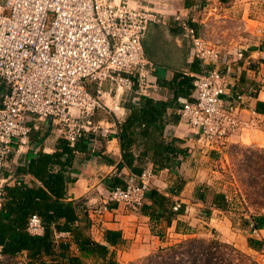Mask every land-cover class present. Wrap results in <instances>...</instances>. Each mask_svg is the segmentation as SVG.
<instances>
[{"label": "crops", "instance_id": "0c3cea01", "mask_svg": "<svg viewBox=\"0 0 264 264\" xmlns=\"http://www.w3.org/2000/svg\"><path fill=\"white\" fill-rule=\"evenodd\" d=\"M129 3L154 10L161 16L160 22L150 25L143 40L146 56L156 70L151 88L141 97L158 103L155 109L158 114L155 122L136 127L132 153L136 162L140 159L145 169L154 171L152 189L168 199L164 208L149 199L145 204L156 214L176 205L182 206L183 212L176 214L170 223L163 215L152 219L148 213L131 212L117 204H110L109 210L101 215L94 213L107 200L115 179L128 178L133 173L121 164L123 156L116 133L119 124L130 114L128 106L140 107V100L133 93L105 84L104 89L110 92L104 99L106 108L94 116L99 130L88 136V152L79 154L70 170L69 175L76 181L69 184L65 200L83 203L93 222L90 234L97 242L104 241L106 231L121 233L122 242L111 248L117 264H132L147 258L160 249L196 236L206 226L219 231L223 240L234 241L238 233L231 229L236 215L231 196L223 190L231 207L221 210L212 205L211 198L200 199L197 189L202 185L211 190L217 188L214 182L217 166L227 159L232 146L264 145V115L254 111L256 103L264 101V0H134L133 3L129 0ZM178 16L189 20L199 35L221 49L220 69L227 85L225 99L238 106L240 119L248 124L229 136L221 149L199 143L198 135L178 113L185 99L177 94L172 81L177 73L195 77L200 68L181 22L176 19ZM1 85L0 103L3 82ZM34 132L44 137L43 144L33 147L30 141L14 148L3 169L4 175L11 179L10 185L23 181L17 169L39 150L46 153L57 150L61 136L53 124L39 121ZM24 181H31V177L25 176ZM263 231L259 230L257 235ZM239 236L241 247L254 251ZM71 249L77 253L74 245ZM86 263L105 262L94 259Z\"/></svg>", "mask_w": 264, "mask_h": 264}, {"label": "built area", "instance_id": "2783aa9c", "mask_svg": "<svg viewBox=\"0 0 264 264\" xmlns=\"http://www.w3.org/2000/svg\"><path fill=\"white\" fill-rule=\"evenodd\" d=\"M176 19L200 65L192 100H184L178 113L199 143L221 149L248 124L240 119L238 106L225 99L221 49L199 35L189 20ZM160 20L158 12L132 6L129 0H0V202L9 184L3 173L7 160L16 146L30 142L39 121L51 120L74 145L98 132L94 116L106 108L104 99L110 94L105 84L133 93L138 101L147 93L156 67L143 40ZM154 176L151 169L130 175L126 187L112 189L94 213L101 215L110 204L139 212ZM27 231L44 235L37 215L29 219Z\"/></svg>", "mask_w": 264, "mask_h": 264}, {"label": "trees", "instance_id": "16d2710c", "mask_svg": "<svg viewBox=\"0 0 264 264\" xmlns=\"http://www.w3.org/2000/svg\"><path fill=\"white\" fill-rule=\"evenodd\" d=\"M172 83L181 98L186 101L192 100L191 94L196 86L194 76L177 73ZM157 105L158 103L150 98H141L140 107L128 106L130 114L123 123L119 124L116 135L123 156L121 164L128 166L132 174L141 175L146 170L140 159L136 162L137 159L132 153L133 134L137 126H146L156 121ZM254 111L264 115V101H258ZM47 121L52 124L51 120ZM30 141L33 147L41 146L44 137L34 132ZM88 150V137L77 141L74 145L60 137L54 153H46L41 149L17 169V175H20L23 181L20 184L6 185L1 201L0 256L12 260L23 255L24 264H87L86 260L94 259H103L104 264H117L113 259L111 248L122 242L121 233L106 231L104 241L97 242L90 234L93 222L83 203L65 200L69 184L76 181V178L69 175L70 170L78 155L87 153ZM118 169H121L120 166ZM25 176H30L31 181H24ZM126 179L116 178L112 189L126 187ZM197 196L204 201L211 198L212 205L221 210H228L231 207L227 193L218 188L211 190L202 185L197 189ZM147 199L152 204L164 208L163 205L168 198L151 189L146 196ZM150 208L144 204L139 212L150 214L152 219L163 215L168 223L176 214L183 212L182 206L178 211L171 207L165 208L158 214L154 209L149 211ZM33 215L41 219L44 226L43 236H32L27 231L29 219ZM242 219V225H251V231L264 230V214H251L249 219L244 217ZM59 233H69V236L57 238L56 235ZM72 245L76 247L77 253L72 252ZM248 245L259 251L264 248V240L249 238ZM222 246L223 244L217 240L188 238L159 252H174L175 256H178L176 252L179 251L181 260L185 259L186 264H235L227 262L224 258L218 259ZM233 251L239 258H247L243 253L235 249ZM154 257L156 256H151Z\"/></svg>", "mask_w": 264, "mask_h": 264}, {"label": "rangeland", "instance_id": "374dc122", "mask_svg": "<svg viewBox=\"0 0 264 264\" xmlns=\"http://www.w3.org/2000/svg\"><path fill=\"white\" fill-rule=\"evenodd\" d=\"M134 0H130L133 3ZM2 82L0 80V88ZM215 175V185L218 189L226 191L232 198L233 207L236 209V215L233 217V226L231 227L234 233H238L234 241H226L219 237V231L211 230L208 226L201 230L196 236L189 238L203 239L206 241L217 240L223 244L219 253V258H224L227 262L235 264H264V248L259 251H249L242 248L239 235H242V240L248 243L249 238H258L264 240V231L261 235L250 232L251 225H242V215L250 217L251 214H264V145H235L228 149L227 159L219 163ZM11 179L8 178V182ZM241 215V216H240ZM235 220H238L235 221ZM236 222V223H235ZM240 223L241 225H238ZM242 230V231H241ZM237 250L243 253L247 258H239ZM161 250V249H160ZM158 250L151 256L141 259L132 264H186L181 260V256L176 254ZM249 258V259H248ZM25 257L20 255L15 259H5L0 256V264H24Z\"/></svg>", "mask_w": 264, "mask_h": 264}]
</instances>
